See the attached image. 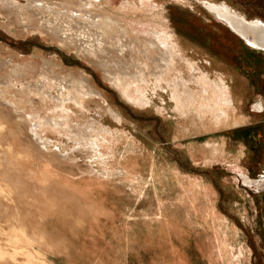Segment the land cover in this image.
Returning <instances> with one entry per match:
<instances>
[{
  "label": "rangeland",
  "instance_id": "rangeland-1",
  "mask_svg": "<svg viewBox=\"0 0 264 264\" xmlns=\"http://www.w3.org/2000/svg\"><path fill=\"white\" fill-rule=\"evenodd\" d=\"M1 1L0 60L8 61L11 55L15 56L14 59L19 58L16 61L18 63L37 62L38 67L22 81L24 84H34L41 73L40 69L46 68L47 63L55 62L64 69L65 79L86 78L90 81V86L98 92V95H80L82 102L79 105L68 100L64 107L48 97L34 94L31 96L29 93L23 97L24 86H21L24 84L18 80L13 81L11 89L8 90L7 94L12 99H26L21 106H25L28 112L36 111L43 119L55 118L59 121L60 125L55 126L54 130L45 125L51 130L47 134L53 143L50 145L51 149H47L45 153L52 154L63 165L72 166V169L77 170L74 172L76 178H71L65 187L68 196L75 195V200L82 195L85 200L89 196L101 200L96 207L97 215L86 220L81 230L70 232L65 230L67 228L54 226L53 232L47 233L46 240L36 244L44 257L42 260L48 264H264V192L254 191L255 184H252L253 189L243 188L233 173L232 165L219 162L204 166L199 162L193 163L186 147L222 136H229L234 141L239 140L246 144L249 142L251 154L242 164L251 176H258L262 172L264 113L255 114L252 105L255 101L264 99V50L251 47L224 23L215 19L214 15L204 8L202 0H104L110 7V12L102 13L100 11L103 8L96 7L92 11L91 18L94 19L86 18L85 13H77L83 11L80 7L86 0H68L73 11H64L59 7L50 8L52 3L62 6L63 0ZM213 1L225 2L236 12L247 16V19L257 18L264 22V0ZM16 6L29 10L31 13L24 9L20 12L29 15L33 19L32 22L14 23L16 19H23L21 16L15 18ZM50 9L66 13L64 16L59 15V23L63 29L70 31L62 32L59 37L51 35L48 29L51 28L54 16ZM100 13L105 17L101 21H106L102 26L110 28L102 35L104 42L97 49L95 34L102 33L101 30H96L94 22L100 17ZM122 13L124 15H121ZM151 13L162 17L173 41L179 44L178 49L183 57L192 58L205 67H212L208 72L212 80L215 71L222 70L241 77L247 90L244 114L250 120L243 124L242 129L234 128L175 139L176 122L187 116H196L194 107L198 104L190 106L186 115L181 114L175 103L178 98L174 95L182 97V90L176 87L179 91H175L173 80L181 81L182 78L175 72L176 75L170 74L165 76V80L157 81L152 74L150 59H145L138 48H134V53H131L127 47L128 43L137 38L143 40L139 42L140 45L145 41L148 43L146 33L140 31L141 25H138L136 20ZM125 16L132 19L128 20ZM119 41L126 46L122 54L127 52L122 61L125 64L137 65L142 71V75H139L142 81L138 85L141 84L146 104L141 106L136 104L139 102L125 99L111 82L113 61H118L119 56L121 57V54L115 51L118 49L115 43ZM147 57L150 58L151 55ZM176 60L184 66L181 74L183 80L196 98L201 99L198 95L202 92L197 84L200 70L188 68L185 62L179 61L178 58ZM134 72L138 73V70ZM43 73L51 76L48 72ZM131 89L132 94L137 97L135 89ZM28 99L33 101L29 102ZM10 109V106L0 99V118H4L5 123H10L13 131L20 133L17 143L19 149L30 156H37L36 144L28 136L30 134L27 132V126L19 124L20 121L15 119L14 110ZM16 123L21 126L20 130ZM60 126L66 128L62 129ZM99 126L102 127L100 131ZM259 132L262 133L252 137ZM89 133L95 135L91 136ZM78 136H90V140L95 141L98 146H93L92 152ZM133 142L143 146L154 158L166 159L175 164L185 175L205 179L215 193H212V205L216 206L219 214L225 219L222 229H219L218 224L209 228L202 221L206 218V212L197 194L177 186L171 180L165 181L161 191L153 198L143 197L141 194L138 202L130 198L128 188L121 180L104 178L102 182L91 183L88 189L82 173H91L88 171L92 170V174L104 175L112 161L109 146L116 144L120 147L121 154L125 149H129V144ZM2 146L7 147L3 141L0 142V149ZM134 150L139 152V148ZM120 157L121 155H118V158ZM81 165L82 167L78 168ZM230 177L240 190H244L250 203L249 207L240 209L242 202H235L233 193L224 188L223 180ZM75 203L78 207L77 201ZM63 208L70 210L69 200ZM229 228L239 232L242 242L235 246L228 239L227 243L231 244L230 254L226 255L221 251L219 242H223L224 233ZM52 242L58 246L57 249L49 248ZM4 244L5 237L0 235V246ZM17 264L24 263L21 260Z\"/></svg>",
  "mask_w": 264,
  "mask_h": 264
},
{
  "label": "bare ground",
  "instance_id": "bare-ground-1",
  "mask_svg": "<svg viewBox=\"0 0 264 264\" xmlns=\"http://www.w3.org/2000/svg\"><path fill=\"white\" fill-rule=\"evenodd\" d=\"M63 1L62 6L61 4L57 5L52 3L50 4V8L59 7L64 9V11L65 9L73 11L68 4V0ZM202 1L204 8L212 13L215 19L224 23L229 30L233 31L240 39L245 41V43L253 48L264 50V22L262 20L257 18L247 19V16L236 12L225 2H216L213 0ZM0 2L2 1L0 0ZM6 3L11 5V3ZM96 7H102L103 9L100 11L102 13L110 12V7L104 0H86L80 7L83 11L80 10L77 13H85L86 18L94 19L91 17L93 15L92 11ZM22 9L26 10L27 13H31L25 7L16 6L15 18L21 16L23 19H16L14 23L32 22L33 19L29 15L20 12ZM49 11L52 16H54L53 23L50 26L51 28L48 29L52 36L59 37L62 32L70 31L67 28L63 29L62 24L59 23V15L64 16L66 13L52 9ZM98 15L100 17L95 19L94 25L96 30H101L102 34H95L97 37V49H99L100 45L104 42V40L101 39L102 35L110 28L108 27L106 29L102 26L106 21L104 22L101 20H104L105 17L101 13ZM121 15L124 14L122 13ZM126 18L128 20L130 19L128 17ZM136 21L138 25H141L140 31L146 33L148 43L145 41L140 45L139 42L143 41L142 39L137 38V40H132V42L127 45V47L130 48V52L134 53V48L136 50L138 48L139 51L144 54L145 59H150V66L153 70L152 74L157 81L165 80V76H170V74L176 75L175 72L182 78L181 81L173 80L175 91H179L176 87L182 90V94L180 95L182 97L174 95L178 98L175 103L181 114L186 115L190 106H194V103L198 104L196 108L194 107L197 113L196 116H187L176 122L175 139L234 128L239 130L243 124L250 121L249 117L244 114V104H246L245 91L247 92V90L241 77L233 72L230 73V71L222 70V72L215 71L212 80V77L208 74L210 69H212L211 66L205 67L193 61L192 58H185L181 55L178 49L179 44L173 41L172 34L167 31L168 27L163 22L164 20L162 17L160 18L159 14L151 13L142 15V18ZM64 24L69 25L68 22H64ZM5 28L7 29V27ZM115 46L118 47V49L115 50L116 53L121 54V57L119 56L118 59L116 58L118 61H113L114 67H112V71L110 72L113 86L119 90L125 99L134 103L139 102L136 103L139 106L146 104V97L140 86L141 84L138 85L142 81V78L139 77V75H142V71L137 65L125 64L122 61V59H125L124 55L127 54V52L122 54V50L125 49L126 46L121 41L115 43ZM147 55H151V57L148 58ZM14 57L10 55L9 58L11 60H0V99L9 105L12 111L14 110L15 119L20 121L19 124L23 123L27 126V132L30 134L28 136H30L31 141L36 144L37 156H30L19 149L17 143L20 133L18 131H13L12 125L10 123H5L3 121L4 118H0V142L3 141L7 146H2L0 149V219H9L8 222L10 223V228L0 225V235L5 237V244L0 246V264H17L21 260L24 264H48L42 260L44 257H42L41 253L38 251L36 244L44 242L47 233L49 231L53 232L54 226L57 228L59 226L67 228L65 230L70 232H75L76 229L81 230L80 228L84 227L86 220H90L97 215L98 210L96 207L100 204L101 200L93 196H89L85 200L84 195L81 197L79 196V199L75 200V195H69V197L66 193L65 187L67 183L70 182L71 178H76L77 175H75L74 172L77 170L72 169V166L63 165L56 160L52 154L45 153L47 149H51L50 145L53 144L51 142L52 139L50 141V137L47 134V132L51 130L45 127V125L54 130L55 126L60 125L59 121L55 118L43 119L36 111L28 112L25 106H21L26 99L23 98L21 101H16L15 97L12 99L7 94L13 81L18 80L23 83L22 81L26 80L38 67L37 62L30 61V63H18L16 61H18L19 58L14 59ZM176 58L181 62H185L186 67L191 69L198 68L200 70L201 75L200 78H197V84L200 86L202 92L198 95L201 99L198 100L196 98L194 92L191 91L185 80H183L181 74L184 66L180 62L178 63ZM61 69V65L59 66L55 62L50 64L47 63L46 68L42 67L40 69L41 73H39L36 79L34 78V84L23 83L24 85H22L20 83L22 85L21 87L24 86L22 96L26 97L27 93H29L31 96L34 94L39 97H48L65 107L64 103L68 100L75 101L76 104L79 105V103L82 102L80 100V95L91 96L95 93L98 95V92L90 86V81L88 79H65L63 76L65 73L63 72L64 69H62V71ZM134 70H138V73L134 72ZM43 72H48L51 76H47V74ZM73 82L76 83L73 84ZM85 84H89V86H85ZM14 85L15 84H13V86ZM132 87L135 89L134 93L137 97L132 94ZM27 101L32 102L33 100L28 99ZM6 107L8 108V106ZM31 107L34 106L31 105ZM21 109H23L22 112H18V110ZM252 110L255 114H263L264 99L255 101L252 105ZM19 124L16 123V127L20 130L21 126H19ZM60 127H62V129L66 128L64 126ZM244 128L246 129V127ZM98 129L100 131L102 127L99 126ZM261 133H256L252 135V137L255 138L257 134ZM89 134L91 135V133ZM93 135L95 134L93 133ZM86 137L78 136V139L83 141L91 149L93 146H98L95 141L90 140V136ZM247 143L248 144L239 140L234 141L229 136H222V138L219 139H209L202 144H190L186 147L187 154L193 163L196 164L199 162V164H203L204 166L219 162L232 165L231 168L234 171L233 173L238 178V181L242 183L243 188L247 187L248 189H253L252 184H255L254 191L264 192V168L258 176H251L242 164L251 154V149L248 146L249 142ZM129 147V149H125L120 154V147L112 143L111 146H109V150L112 154V161L108 165L105 174H92V170L88 171L91 173H82L86 179L87 188L90 189L91 183L93 182L104 181V178L121 180L125 182L130 198L138 202L141 194L143 197L153 198L156 193L161 191L163 183L171 180L175 182L177 186L197 194L206 212V218L202 221L209 228L212 227L211 225L218 224L219 229H222V224L225 223V219L219 214L216 206L212 205L213 188L208 185L205 179L185 175L175 164L169 163L166 159L160 160L154 158L143 146H138L134 142L129 144ZM134 148H139V152L134 150ZM118 155H121V157L118 158ZM79 167H82V165L78 166V168ZM86 170H88L87 167ZM6 174L9 175V177H6ZM223 186L233 193L235 202H242L240 209L243 210V208L250 206L244 190H240L236 186L233 178L230 177L223 180ZM61 199L63 204L60 202ZM68 200L70 201V210L64 209L65 207L63 208ZM75 201H77L78 207ZM4 223H6V220ZM61 229L63 231V228ZM228 239L230 243L235 246H239L242 242L239 232L229 228L227 232L224 233L223 242H221V240L219 242L221 244V251L226 255L230 254L229 247L231 244L227 243ZM49 245L50 249L58 248L53 242Z\"/></svg>",
  "mask_w": 264,
  "mask_h": 264
},
{
  "label": "crops",
  "instance_id": "crops-1",
  "mask_svg": "<svg viewBox=\"0 0 264 264\" xmlns=\"http://www.w3.org/2000/svg\"><path fill=\"white\" fill-rule=\"evenodd\" d=\"M6 177H9V175L6 174ZM8 180V178H7ZM6 220V223H4V221ZM9 220V219H8ZM7 219L3 218V219H0V225H2L3 227H9L10 228V223L8 222ZM14 248V247H13Z\"/></svg>",
  "mask_w": 264,
  "mask_h": 264
}]
</instances>
